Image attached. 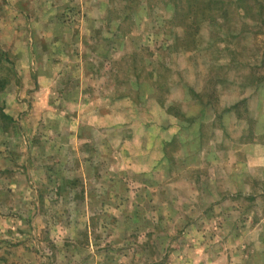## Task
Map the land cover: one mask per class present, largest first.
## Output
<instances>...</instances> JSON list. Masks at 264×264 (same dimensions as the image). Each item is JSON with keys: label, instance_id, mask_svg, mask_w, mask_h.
Wrapping results in <instances>:
<instances>
[{"label": "rangeland", "instance_id": "1", "mask_svg": "<svg viewBox=\"0 0 264 264\" xmlns=\"http://www.w3.org/2000/svg\"><path fill=\"white\" fill-rule=\"evenodd\" d=\"M99 1L52 14L43 24L55 26V36L29 28L23 37L33 65L29 58L23 66L13 36L8 50L0 35L15 69L0 107L9 114L8 100H24V109L9 114L15 123L0 121V236L9 220H31L39 206L54 234L69 233L70 251L87 253L96 241L94 250L112 264L261 262L264 128L256 134L255 126L264 127V0ZM212 2L213 20L171 16L174 4L200 12ZM55 37L66 45L50 55L45 46ZM42 73L43 80L33 78ZM36 91L49 94L41 119ZM82 95L86 102L71 99ZM69 112L80 115L77 137L75 124L51 128ZM69 133L65 162L47 159L53 155L42 142ZM29 160L72 177L36 192L27 187ZM49 230L36 235L51 251Z\"/></svg>", "mask_w": 264, "mask_h": 264}, {"label": "crops", "instance_id": "2", "mask_svg": "<svg viewBox=\"0 0 264 264\" xmlns=\"http://www.w3.org/2000/svg\"><path fill=\"white\" fill-rule=\"evenodd\" d=\"M20 1L24 0H8V2H2L0 5V35L2 38V41L6 43V47L8 50H13L15 48L14 42L12 41V37L17 40L18 43V49L21 51L22 59V64L25 66V63H28V59L31 58V64L33 65L35 62V58H33L34 54V49L33 47L29 49L27 46V41L25 42V39L23 36L30 35V32L28 29H32L34 31L31 32L32 35L39 34V33H45L47 31L48 33L53 30V36L56 35L55 29L56 27H49L45 26V20L50 19L52 14L54 15V18H57L58 13L60 11H64L66 14H71L74 13L73 6H75L74 3H84L87 4L90 2V0H25L31 5V10L27 12V10L23 11L19 6H20ZM92 1V0H91ZM96 1V0H93ZM98 1V0H97ZM102 0L99 1L100 7L102 4ZM62 5V6H61ZM80 7V6H78ZM36 8V9H35ZM67 11V12H66ZM76 15L78 13L77 10ZM37 12V14H35ZM40 15V18L39 16ZM57 15V16H56ZM40 29L41 31L37 30ZM59 32V31H58ZM57 32V33H58ZM51 33V32H50ZM68 34H70L69 29H66V32L64 35L66 36L65 39L67 38ZM62 40V39H60ZM16 43V45H17ZM25 43V45H24ZM45 47H47V51L50 52V55L53 54L54 52H58L63 50L64 46L66 45V40L62 42L63 46H60L59 41L55 38L51 40V42L47 43ZM44 50V48H43ZM65 50V49H64ZM38 53V48L36 50L35 48V55L37 56ZM39 56V55H38ZM49 57V56H48ZM33 71V69H32ZM29 72L25 71L24 76L28 78ZM57 73H55L54 78H57ZM33 76V75H32ZM43 76H46V74H34L33 78H37V81L43 80ZM57 81L59 79L57 78ZM11 90L8 92V98L12 97L10 94ZM36 98H41L42 99V107L39 111V119L44 117L45 114L49 112L50 109V103H48V97L49 94H46L47 92H38L36 91ZM21 95H24L21 93ZM46 95V96H45ZM71 97V95H69ZM70 97H67L70 99ZM47 100L46 103H44V100ZM73 101L77 100L86 102V98L84 95L77 97L74 99V97L71 98ZM13 100V99H12ZM12 100L9 102L7 101V107L9 108V114L13 116V114L19 113L22 109H24V100L19 99V103L15 102L13 104ZM47 105V106H46ZM45 106V107H44ZM50 106V107H49ZM33 112V113H34ZM79 110L77 111V113ZM77 113L71 114L70 112L65 116V121L66 123L63 126H51V128L57 130H69L73 129L72 126L75 124V136L79 135L80 131H77L76 128L80 126V115L78 117H74L73 119H70V116L75 115ZM56 127V128H55ZM263 126L257 127L255 126V129L257 130V133H262L261 131L259 132L258 129H263ZM30 129V127L28 128ZM69 136L62 135L60 138H57V140L49 141L45 140L42 142L43 147L45 148V154L46 155H53L47 157V159L52 158V162H56L58 164L65 162L62 158L64 157L65 151L68 150L69 147H71L72 144H69V137H72V135ZM58 136V134L56 135ZM66 140H65V139ZM19 143V142H18ZM30 142H28V145ZM28 147V146H27ZM254 150H259L258 146L254 145ZM258 152V151H257ZM264 157V155H262ZM50 160V159H49ZM61 161V162H60ZM32 162H28V175L26 177L30 178L31 183L27 186L29 189H31V184L33 183V188L37 192V188L42 186L43 183H49L53 180H58L64 179L65 177H72V176H67L65 172H60V173H55V172H50L49 168L45 169V166H43V171L38 170V167H32ZM254 163H258L262 165L261 163V155L254 157ZM256 165V164H254ZM31 169L36 170L35 174L31 172ZM33 170V171H34ZM39 174H38V173ZM82 177H85L84 175ZM254 178H257L254 176ZM19 179V178H18ZM66 179V178H65ZM44 180V182H42ZM68 180V179H67ZM19 186H24L21 184V180H19ZM40 183V184H39ZM59 183V182H58ZM50 185V184H47ZM262 193V192H261ZM264 193V192H263ZM32 208V207H30ZM31 220L25 219V218H17V219H11L8 221L10 224V228L8 229V233L6 235L0 236V239H8L13 243L11 249H7L4 247V245L0 244V264H112L111 261H106L105 259V254L102 257V253L98 250H94L95 243L92 242L93 244V250H90L89 252L85 251H70L66 243H70L69 239V233H61L60 235L54 234V230H51L52 227V221L50 220H43L44 213L40 212L39 206H37V213L33 215ZM57 221V220H56ZM45 222V223H44ZM55 222V221H54ZM62 223V222H61ZM43 224V225H41ZM42 227H49L50 228V234H47L48 243L50 241H53L55 246L53 247L51 251H48L47 248H45V244L43 240L41 239L40 236L36 235V233L41 230ZM68 231V230H66ZM91 244V245H92ZM40 245H43V248H41ZM39 248V250L37 249ZM264 250H261L260 255H261V262L257 264H264ZM248 257H241V260L239 261V264H251L248 261Z\"/></svg>", "mask_w": 264, "mask_h": 264}, {"label": "trees", "instance_id": "3", "mask_svg": "<svg viewBox=\"0 0 264 264\" xmlns=\"http://www.w3.org/2000/svg\"><path fill=\"white\" fill-rule=\"evenodd\" d=\"M190 1H193V3L198 4L197 0H190ZM256 1L259 2L258 0ZM214 3L216 2L209 3L208 5H203V7H201L202 11L200 10V12H198L195 5L194 4L192 5L191 3H190L191 5L189 4L187 7H182L181 10L178 4H174L173 7H170L172 8L171 16L173 19H175L176 17L178 18V17L184 16V18L191 20V21H194L197 18H201L204 21L208 19L213 20L212 18H214V16L208 13H211L213 9H214L213 11H216V8L213 7ZM183 8H186V9H183ZM187 25L189 26V24ZM199 25L200 24H197L195 27L199 29L200 27ZM14 71L15 69L13 66V61L11 60L10 56L7 54V52L0 49V93L4 92L6 88L9 86V84L11 83V76H13L12 74ZM7 120L10 121L11 123L16 122L12 116H10L9 114L5 112L3 107H0V121H7Z\"/></svg>", "mask_w": 264, "mask_h": 264}]
</instances>
